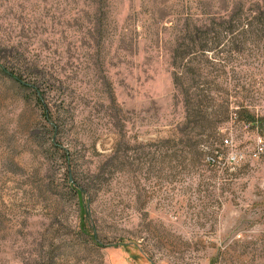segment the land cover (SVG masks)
<instances>
[{
  "label": "rangeland",
  "instance_id": "rangeland-1",
  "mask_svg": "<svg viewBox=\"0 0 264 264\" xmlns=\"http://www.w3.org/2000/svg\"><path fill=\"white\" fill-rule=\"evenodd\" d=\"M0 64V264H264V0H0Z\"/></svg>",
  "mask_w": 264,
  "mask_h": 264
},
{
  "label": "trees",
  "instance_id": "trees-1",
  "mask_svg": "<svg viewBox=\"0 0 264 264\" xmlns=\"http://www.w3.org/2000/svg\"><path fill=\"white\" fill-rule=\"evenodd\" d=\"M0 74L1 75H3L4 77H6L7 78V80L9 81V82H12L13 84H15L17 87H19V88H22V87H25V86H27V85H24V84H22V82L20 81L21 79H20V75L19 74H17L14 70H9L8 68H6V67H4L3 65H1L0 64ZM31 88V87H30ZM33 88V87H32ZM35 98H37L36 100H37V103H38V105L40 106V108H41V110L43 111V110H46V107L43 105V103H42V101H41V98L37 95V92H35ZM44 112V111H43ZM46 114V113H45ZM243 120L247 123V124H252V123H254L255 121H254V118L251 116V115H249L248 113H247V111H245L244 110V114H243ZM80 190H76V195L78 194V192H79ZM81 234L82 235H85L86 237L88 236L89 237V239L92 241V243L95 245V246H97V247H99V248H101V247H106L104 244H100L99 242H98V240H96V238H95V236H94V233H93V231H92V229H90L88 226H86V225H84V226H82V229H81Z\"/></svg>",
  "mask_w": 264,
  "mask_h": 264
},
{
  "label": "built area",
  "instance_id": "built-area-1",
  "mask_svg": "<svg viewBox=\"0 0 264 264\" xmlns=\"http://www.w3.org/2000/svg\"><path fill=\"white\" fill-rule=\"evenodd\" d=\"M228 143H229V141L228 140H225L224 141V145H228ZM259 147H258V153L261 155V154H264V146L261 144V143H259V145H258ZM231 160H235V156H232L231 157ZM212 162H213V160H211ZM211 162V163H212Z\"/></svg>",
  "mask_w": 264,
  "mask_h": 264
}]
</instances>
